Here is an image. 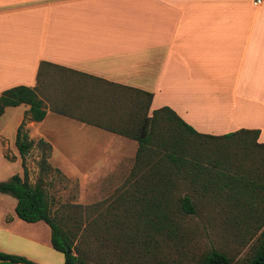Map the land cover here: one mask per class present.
I'll return each instance as SVG.
<instances>
[{
  "label": "crops",
  "instance_id": "obj_1",
  "mask_svg": "<svg viewBox=\"0 0 264 264\" xmlns=\"http://www.w3.org/2000/svg\"><path fill=\"white\" fill-rule=\"evenodd\" d=\"M42 63L151 93L150 111L168 107L198 133L256 130V143L264 145V0H0V95L17 86L54 94L58 77L45 66L38 80ZM17 108L16 130L28 110ZM50 114L79 130L110 134L104 162H94L92 153L78 155L77 145L47 129ZM26 129L30 140L51 146L48 163L80 157L67 175L88 188H110L119 182L112 181L115 175L120 180L133 166L135 141L48 108L43 121ZM93 132V139L103 136ZM9 207L0 208V252L34 264H64L41 222L26 223L14 203Z\"/></svg>",
  "mask_w": 264,
  "mask_h": 264
},
{
  "label": "trees",
  "instance_id": "obj_2",
  "mask_svg": "<svg viewBox=\"0 0 264 264\" xmlns=\"http://www.w3.org/2000/svg\"><path fill=\"white\" fill-rule=\"evenodd\" d=\"M45 66L58 77L51 96L26 86L0 95V116L6 108L28 107L15 141L24 174L0 182V194L16 200L20 220L49 227L52 248L63 255L64 264H182L160 255L169 243L177 244L185 233V219L201 208L211 219L222 221L223 229L248 250L235 262L212 249L193 264H264V198L237 197L251 190L244 181L264 180V157L254 154H264V145L256 143L258 131L204 135L168 107L150 111L151 93L46 63L41 64L38 80ZM47 108L137 143L131 171L112 201L55 210L42 176L59 171L48 163L51 146L42 140L38 147L47 155L40 165L41 177L30 183L25 159L35 143L26 126L43 121ZM0 261L34 264L2 252Z\"/></svg>",
  "mask_w": 264,
  "mask_h": 264
},
{
  "label": "rangeland",
  "instance_id": "obj_3",
  "mask_svg": "<svg viewBox=\"0 0 264 264\" xmlns=\"http://www.w3.org/2000/svg\"><path fill=\"white\" fill-rule=\"evenodd\" d=\"M20 114V108L12 107V109L9 110L8 115L0 120V130L3 132V139L0 138V182H7L14 175L23 176L24 174L22 158L15 147L17 135L15 122ZM75 125V122H72L67 118L50 114L46 128L52 130L53 134L59 137V139L65 141L68 140V143H73L74 146L77 145L76 151L78 155L92 153L91 159L94 162L97 164L103 163L106 158V153L109 152L112 144L111 135L92 127H87L85 130H79L78 126ZM92 132L101 133L103 136H95V139H93L89 134ZM4 139L8 140V146L3 142ZM34 143V148L25 159V167L31 184H35L41 177L40 165L44 157L47 155L44 148L38 147L37 142ZM133 144V154L135 155L137 150L136 143ZM128 149L130 150V148ZM254 154H261V157H264L262 152L260 153L256 151ZM13 156H16V160H11ZM80 160V157L61 158L56 156L49 164L53 169L60 170L61 173L51 171L49 175L43 174L42 177L47 187L48 195L55 203V210L66 205L79 204L82 206H88L101 201H112L110 197L115 191V186L122 184L127 176V174L122 175L120 180L119 176L115 177L117 175H115L114 178L112 177L113 182H119L115 184L113 183L110 188H107L109 187L108 185H104V188L102 187L98 189L88 188L84 181L80 182L78 179L70 178L69 175H67L69 174L68 171L72 169V166ZM59 165L63 166L67 173L63 172L64 168H61ZM81 168L84 169L83 166ZM257 170L256 172H258ZM254 179L256 180V183L255 181H250L248 184V182L244 181V185H250L247 187L251 189L249 190V194H241L237 197L248 200L256 199V201L262 200L259 199L262 196L264 198V180H258V178ZM236 180L239 184L243 182L242 178H236ZM255 186H259V188H255ZM253 187L256 191L253 190ZM1 199H5L9 204L14 203L16 205V200L10 196L0 194V200ZM8 203H4L5 205L2 203L0 208H10ZM40 225L44 227L49 235L51 234L49 227L46 226L45 223L41 222ZM222 225V221L220 222L219 219L214 218L211 219L210 215H207L204 209L201 208L196 215L185 219L183 223V231L185 233L182 234L181 239L177 244L168 242L169 246L167 249L164 248L165 251L160 256L166 258L168 261L171 260L182 264H193L201 255L215 249L219 252L225 253L235 262L242 261L248 248H244L243 243L241 244L238 238L224 230Z\"/></svg>",
  "mask_w": 264,
  "mask_h": 264
},
{
  "label": "built area",
  "instance_id": "obj_4",
  "mask_svg": "<svg viewBox=\"0 0 264 264\" xmlns=\"http://www.w3.org/2000/svg\"><path fill=\"white\" fill-rule=\"evenodd\" d=\"M256 3H257V4H260V3H261V0H256Z\"/></svg>",
  "mask_w": 264,
  "mask_h": 264
}]
</instances>
